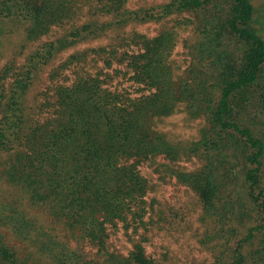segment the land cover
<instances>
[{"label": "trees", "instance_id": "16d2710c", "mask_svg": "<svg viewBox=\"0 0 264 264\" xmlns=\"http://www.w3.org/2000/svg\"><path fill=\"white\" fill-rule=\"evenodd\" d=\"M130 2L0 0V24L19 20L28 42L65 30L21 66L0 69V264H160L140 232L156 220L147 218L149 182L139 170L159 156L200 162L172 175L213 225L207 264H264V9L259 16L252 0H170L146 10ZM172 17L176 29L155 37L122 31L109 49L72 54L63 67L74 69L73 81L27 112L30 87L62 50ZM177 30L190 39L184 78L174 86ZM97 59L104 69L121 66L112 71L115 84ZM181 104L206 124L183 150L148 134L153 118ZM120 232L126 253L110 243Z\"/></svg>", "mask_w": 264, "mask_h": 264}, {"label": "rangeland", "instance_id": "374dc122", "mask_svg": "<svg viewBox=\"0 0 264 264\" xmlns=\"http://www.w3.org/2000/svg\"><path fill=\"white\" fill-rule=\"evenodd\" d=\"M170 0H134L128 4L130 9H151L152 7L163 5ZM255 11L262 16L264 0H252ZM177 17L165 19L161 22L147 21L139 22L131 26L121 27L115 31H106L96 34L89 40L83 41L75 46L66 48L56 54L55 58L45 66L38 74L30 87L25 106L27 112H34L35 106L39 102L48 98L53 100L54 88L58 85L70 84L74 75V69L64 68L63 64L69 56L88 48L104 46L107 47L116 42L117 34L122 31L130 32L132 29L139 34L152 38L164 30L176 29ZM19 20L7 19L0 24V69L7 62H12L16 66L24 64L26 57L43 43L58 38L61 30L54 32L37 41H26V26ZM190 36L186 30H177L176 46L169 57L172 65V77L170 78L174 86H179L184 78V69L188 64L187 49L184 40H189ZM109 49V48H108ZM119 52H121L119 50ZM111 59V58H110ZM112 60V59H111ZM97 63V67H102V61ZM115 61V60H113ZM120 67L115 62L110 69H102L103 75H110L113 84L117 78L112 73L114 68ZM123 68V67H122ZM86 71L87 69L84 68ZM95 71V70H92ZM55 73L56 76H53ZM115 77L113 80L112 78ZM175 112L166 117H155L150 122L148 134L151 138L161 135L170 145H174L180 150L185 149L191 143L199 139L201 131L206 128L203 119L191 118L181 104L175 108ZM200 167V162L195 158L182 156L180 160L171 163L163 156L146 161L139 166L141 174L149 182V191L146 199L151 202L149 214L150 219L156 220L147 226V231L141 230V234L147 237L146 252L155 258L160 264H207L212 261V243L208 241V236L213 232V225L203 213L202 206L195 193L186 185L180 184L172 171L188 172ZM0 184V194L4 191ZM152 207V209H151ZM59 233V231L57 230ZM6 239L18 244L4 233ZM110 243L112 248L122 253H126L130 245L123 234H111ZM89 258L94 257L95 250L85 248Z\"/></svg>", "mask_w": 264, "mask_h": 264}]
</instances>
